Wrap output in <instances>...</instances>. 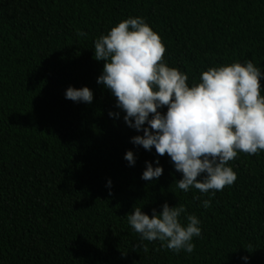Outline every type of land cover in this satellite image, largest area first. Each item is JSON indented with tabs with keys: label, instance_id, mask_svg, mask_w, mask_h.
<instances>
[{
	"label": "trees",
	"instance_id": "16d2710c",
	"mask_svg": "<svg viewBox=\"0 0 264 264\" xmlns=\"http://www.w3.org/2000/svg\"><path fill=\"white\" fill-rule=\"evenodd\" d=\"M129 17L160 37L161 62L189 86L236 62L264 71V0H0V264H264V151L238 152L227 165L237 179L215 195L178 189L167 154L158 180L140 178L155 149L131 143L142 133L123 113L109 117L119 109L94 59V41ZM69 86L89 87L93 102L66 99ZM165 202L185 207L182 224L200 220L192 253L128 224L134 207L151 217Z\"/></svg>",
	"mask_w": 264,
	"mask_h": 264
},
{
	"label": "clouds",
	"instance_id": "9594fccd",
	"mask_svg": "<svg viewBox=\"0 0 264 264\" xmlns=\"http://www.w3.org/2000/svg\"><path fill=\"white\" fill-rule=\"evenodd\" d=\"M164 53L160 37L140 17L122 20L94 41V59L104 61L97 84L110 91L119 109L108 115L117 119L123 113L125 124L142 133L131 143L149 152L155 149L157 159L145 162L142 180L154 182L162 176L159 157L167 154L182 174L175 182L178 189L195 188L201 194L212 190L215 195L237 179L227 165L238 152L264 151V71L251 60L236 62L203 71L200 82L189 86L187 74L161 62ZM64 95L76 103L91 104L94 99L87 86H69ZM124 159L129 166L136 163L132 150ZM111 184L109 179L106 187L111 189ZM209 205L210 199L201 201L202 207ZM185 212L183 205L170 207L165 202L161 211L152 210L151 217L134 207L126 218L141 240L159 239L176 253H192L193 238L201 236V222L187 215L186 225L182 224ZM242 260L247 262L248 257Z\"/></svg>",
	"mask_w": 264,
	"mask_h": 264
}]
</instances>
